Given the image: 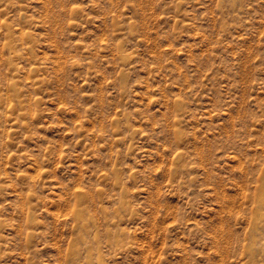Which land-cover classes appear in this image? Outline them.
<instances>
[{
    "label": "rangeland",
    "instance_id": "374dc122",
    "mask_svg": "<svg viewBox=\"0 0 264 264\" xmlns=\"http://www.w3.org/2000/svg\"><path fill=\"white\" fill-rule=\"evenodd\" d=\"M0 264H264V0H0Z\"/></svg>",
    "mask_w": 264,
    "mask_h": 264
},
{
    "label": "bare ground",
    "instance_id": "6f19581e",
    "mask_svg": "<svg viewBox=\"0 0 264 264\" xmlns=\"http://www.w3.org/2000/svg\"><path fill=\"white\" fill-rule=\"evenodd\" d=\"M261 201V200H260ZM260 203H262V202H260ZM258 219V218H257Z\"/></svg>",
    "mask_w": 264,
    "mask_h": 264
}]
</instances>
